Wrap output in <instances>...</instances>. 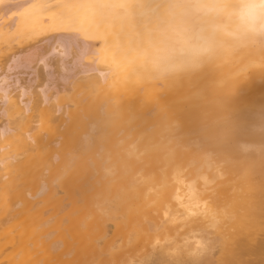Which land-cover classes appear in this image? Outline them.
Masks as SVG:
<instances>
[{
	"label": "bare ground",
	"instance_id": "6f19581e",
	"mask_svg": "<svg viewBox=\"0 0 264 264\" xmlns=\"http://www.w3.org/2000/svg\"><path fill=\"white\" fill-rule=\"evenodd\" d=\"M4 2L2 46L52 42L0 76V264H264V42L162 78L165 0Z\"/></svg>",
	"mask_w": 264,
	"mask_h": 264
},
{
	"label": "clouds",
	"instance_id": "9594fccd",
	"mask_svg": "<svg viewBox=\"0 0 264 264\" xmlns=\"http://www.w3.org/2000/svg\"><path fill=\"white\" fill-rule=\"evenodd\" d=\"M144 57L160 77L202 69L225 49L264 42V0H165Z\"/></svg>",
	"mask_w": 264,
	"mask_h": 264
},
{
	"label": "rangeland",
	"instance_id": "374dc122",
	"mask_svg": "<svg viewBox=\"0 0 264 264\" xmlns=\"http://www.w3.org/2000/svg\"><path fill=\"white\" fill-rule=\"evenodd\" d=\"M8 2H4L3 3V5L0 3V6H3L2 7V12H4V13H6L8 10L7 9H9L10 7H12V5L10 4V3H8L9 4V7H8V4H7ZM5 5V6H4ZM48 36H46V35H43L42 37H40V38H43L42 40H40V41H37V39L34 41L33 39H35V38H32V39H25V38H22V39H17V40H19V41H13V39H11V38H15V37H11L10 39H9V42L8 43H10V45H8V46H5V45H3L2 46V42H0V47L2 48V50H4V54L5 55H7L6 56V58H8V54H9V58H8V62H7V59H5V57H4V60H3V62H1L2 63V65H4L5 66V68L4 69H0V76H2V74H4L5 75V73L7 74L8 73V75H10L9 76V80H12V78H14V77H20V78H23L24 79V81H25V83L26 82H29V84H31V86L33 85V81H32V83H31V77H32V75H33V71H34V68H32V67H35V68H37L36 66H38L39 64H38V59L41 57V52H42V50L43 51H45V49L46 48H48L49 47V45L51 44V42H52V36H51V34H47ZM46 36V37H45ZM40 38H38V39H40ZM47 38V39H46ZM34 42V43H33ZM15 44V45H14ZM4 46L6 47V48H4ZM7 47H8V50L5 52V50L7 49ZM0 48V49H1ZM42 49V50H41ZM10 51H11V54L13 53V56L10 54ZM16 51H17V53H16ZM81 50H79V48L75 45V46H73V50H72V52L68 55L67 54V56L68 57H66V56H64V57H66L67 59H69L70 60V64H75V65H80L81 63L83 64L84 63V65L86 64V61L84 60V58H82V57H84V53L82 52ZM7 53V54H6ZM16 53V54H15ZM20 53V57H19V55H17V54H19ZM35 53V54H34ZM40 53V55H38V56H36L37 54H39ZM52 55H54V56H56V57H59V55L58 54H55V52L54 51H49L47 54H46V56H47V58L49 59ZM17 56L19 57V58H21V59H29V63H28V65H27V63H25L24 65H21V67L19 66H17L14 62H15V59L17 58ZM15 58V59H14ZM65 58V59H66ZM6 60V61H5ZM11 60V61H10ZM0 61H2V60H0ZM6 62V64H3V63H5ZM9 62H10V65H11V62L12 63H14L15 64V66H14V64H12V66H10L9 65ZM8 63V64H7ZM77 63H79V64H77ZM27 65V66H26ZM74 65V66H75ZM11 68H10V67ZM15 67V68H14ZM51 67V66H50ZM53 67V66H52ZM52 67L50 68V69H52ZM54 69H58L57 68V66L54 68ZM53 70V69H52ZM5 71V72H4ZM50 71V70H49ZM4 72V73H3ZM56 73V74H55ZM58 74V76H56ZM61 74V73H60ZM52 76H54V81L51 83V85H50V88H51V90H55L56 88H61V89H64V87L66 88L67 86H64L65 85V83H64V81L63 80H61L60 79V75H59V73L58 72H54V74L52 75ZM56 76V77H55ZM56 78H59V79H56ZM30 79V80H29ZM26 84H28V83H26ZM57 86H59V87H57ZM55 87V88H54ZM67 89V88H66ZM65 90V89H64ZM1 111V110H0ZM4 116V114H3V111H1L0 112V116ZM1 117L3 120L5 119L4 117ZM2 119H0V120H2Z\"/></svg>",
	"mask_w": 264,
	"mask_h": 264
}]
</instances>
